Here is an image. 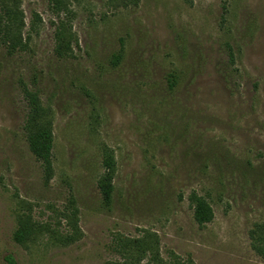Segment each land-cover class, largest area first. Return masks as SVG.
I'll return each instance as SVG.
<instances>
[{
    "label": "rangeland",
    "instance_id": "374dc122",
    "mask_svg": "<svg viewBox=\"0 0 264 264\" xmlns=\"http://www.w3.org/2000/svg\"><path fill=\"white\" fill-rule=\"evenodd\" d=\"M19 1L29 49L0 42V264H124L119 238L147 232L163 264H264L250 239L264 223V0H69L66 14ZM65 18L74 53L59 58ZM25 88L53 119L48 184ZM104 146L117 161L110 208ZM192 192L211 223H196ZM23 213L50 233L16 243Z\"/></svg>",
    "mask_w": 264,
    "mask_h": 264
},
{
    "label": "trees",
    "instance_id": "16d2710c",
    "mask_svg": "<svg viewBox=\"0 0 264 264\" xmlns=\"http://www.w3.org/2000/svg\"><path fill=\"white\" fill-rule=\"evenodd\" d=\"M57 13H67L69 0H48ZM39 19V17H37ZM25 18L19 0H0V42L4 43L10 54L29 49L30 35L26 37ZM55 54L59 58L71 57L74 53L75 35L70 26L69 18H65L59 24L55 33ZM120 63L121 57L114 58ZM117 65V64H115ZM24 95L28 104L29 113L25 125L29 149L36 159L42 164L45 182L52 181L55 168L53 159L54 150V124L51 112L44 107L39 95L24 89ZM103 174L98 181V188L105 207L110 208L115 192L114 180L117 173V161L114 152L107 146L102 150ZM189 201L194 208V219L200 226L211 223L214 220V210L210 203L197 192H192ZM71 203L70 213L65 217L70 220L71 226L77 227L78 210ZM76 226V227H75ZM52 231V230H51ZM49 227L40 225L34 221L31 214L23 213L18 216V227L13 239L21 246L37 241ZM53 236V232L51 234ZM80 232L68 236L66 243H74L79 239ZM252 248L257 255L264 259V223L257 224L250 232ZM118 252L124 260V264H140L144 259L150 258L153 264H163L159 254V241L156 234L145 233L141 239H128L120 237Z\"/></svg>",
    "mask_w": 264,
    "mask_h": 264
}]
</instances>
